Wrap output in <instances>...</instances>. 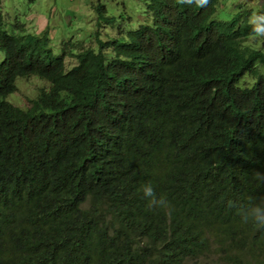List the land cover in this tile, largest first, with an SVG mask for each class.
Instances as JSON below:
<instances>
[{
	"label": "trees",
	"instance_id": "16d2710c",
	"mask_svg": "<svg viewBox=\"0 0 264 264\" xmlns=\"http://www.w3.org/2000/svg\"><path fill=\"white\" fill-rule=\"evenodd\" d=\"M143 1L59 53L0 11V264H264V1Z\"/></svg>",
	"mask_w": 264,
	"mask_h": 264
},
{
	"label": "rangeland",
	"instance_id": "374dc122",
	"mask_svg": "<svg viewBox=\"0 0 264 264\" xmlns=\"http://www.w3.org/2000/svg\"><path fill=\"white\" fill-rule=\"evenodd\" d=\"M234 1L250 7L260 5L264 0ZM221 3L215 19L227 20L235 3L233 0H221ZM97 5H104L106 15L114 17L111 24L114 26L97 22L96 11L91 8ZM0 11L5 19L7 32L14 31L11 26L15 23L21 24L25 32L30 34L38 35L48 30L50 47L54 53H59L63 42L80 43L81 48L95 47V33L99 32L101 40L117 37L119 26L133 29L137 24L148 22L149 18L145 13L143 0H1ZM248 43L264 52L263 36L251 37ZM73 63L72 59L67 58L68 67ZM42 81L35 76L18 78L15 82L16 90L8 96L7 101L19 108L27 107L28 101L35 96L39 87H46ZM252 83L251 77L244 76L239 85L244 87Z\"/></svg>",
	"mask_w": 264,
	"mask_h": 264
},
{
	"label": "clouds",
	"instance_id": "9594fccd",
	"mask_svg": "<svg viewBox=\"0 0 264 264\" xmlns=\"http://www.w3.org/2000/svg\"><path fill=\"white\" fill-rule=\"evenodd\" d=\"M244 5H246V4H244Z\"/></svg>",
	"mask_w": 264,
	"mask_h": 264
}]
</instances>
